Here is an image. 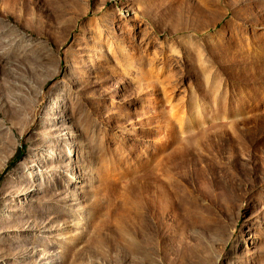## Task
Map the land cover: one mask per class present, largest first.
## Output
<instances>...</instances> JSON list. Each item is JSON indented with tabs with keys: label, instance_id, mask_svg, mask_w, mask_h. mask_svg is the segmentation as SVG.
Segmentation results:
<instances>
[{
	"label": "rangeland",
	"instance_id": "rangeland-1",
	"mask_svg": "<svg viewBox=\"0 0 264 264\" xmlns=\"http://www.w3.org/2000/svg\"><path fill=\"white\" fill-rule=\"evenodd\" d=\"M0 264H264V0H0Z\"/></svg>",
	"mask_w": 264,
	"mask_h": 264
},
{
	"label": "trees",
	"instance_id": "trees-1",
	"mask_svg": "<svg viewBox=\"0 0 264 264\" xmlns=\"http://www.w3.org/2000/svg\"><path fill=\"white\" fill-rule=\"evenodd\" d=\"M20 157V155L18 154L16 157H15V159H18Z\"/></svg>",
	"mask_w": 264,
	"mask_h": 264
}]
</instances>
